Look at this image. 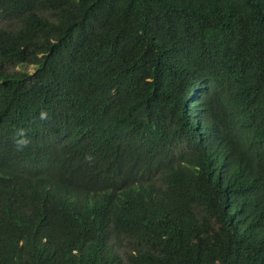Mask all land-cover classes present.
I'll use <instances>...</instances> for the list:
<instances>
[{
    "label": "trees",
    "instance_id": "16d2710c",
    "mask_svg": "<svg viewBox=\"0 0 264 264\" xmlns=\"http://www.w3.org/2000/svg\"><path fill=\"white\" fill-rule=\"evenodd\" d=\"M0 264H264V0H0Z\"/></svg>",
    "mask_w": 264,
    "mask_h": 264
},
{
    "label": "clouds",
    "instance_id": "9594fccd",
    "mask_svg": "<svg viewBox=\"0 0 264 264\" xmlns=\"http://www.w3.org/2000/svg\"><path fill=\"white\" fill-rule=\"evenodd\" d=\"M40 115H41V118L43 119V118H46L47 114L42 111ZM19 134L23 135L22 132ZM29 143H30V140L26 138L25 139H14V145L17 151H23L25 148L28 147ZM86 159H90V157H86Z\"/></svg>",
    "mask_w": 264,
    "mask_h": 264
},
{
    "label": "rangeland",
    "instance_id": "374dc122",
    "mask_svg": "<svg viewBox=\"0 0 264 264\" xmlns=\"http://www.w3.org/2000/svg\"><path fill=\"white\" fill-rule=\"evenodd\" d=\"M34 69H35V67H32V68L30 69V71L33 72Z\"/></svg>",
    "mask_w": 264,
    "mask_h": 264
}]
</instances>
